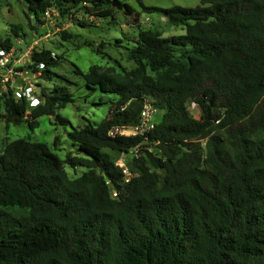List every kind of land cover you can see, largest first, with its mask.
Returning a JSON list of instances; mask_svg holds the SVG:
<instances>
[{"label": "trees", "instance_id": "trees-1", "mask_svg": "<svg viewBox=\"0 0 264 264\" xmlns=\"http://www.w3.org/2000/svg\"><path fill=\"white\" fill-rule=\"evenodd\" d=\"M22 1L37 21L47 9L96 20L135 13L131 0ZM134 1L184 33L162 37L135 18L134 68L74 69L90 91L115 98L103 120L72 127L64 159L29 138L3 147L0 264H264V0ZM29 59L43 80H63L52 71L60 56L39 50ZM147 99L161 112L151 130L110 134L135 127ZM71 102L63 85L42 87L35 106L8 88L0 120L30 130L45 115L69 124L57 111ZM105 149L134 152L128 176ZM66 167L84 171L70 177Z\"/></svg>", "mask_w": 264, "mask_h": 264}, {"label": "rangeland", "instance_id": "rangeland-1", "mask_svg": "<svg viewBox=\"0 0 264 264\" xmlns=\"http://www.w3.org/2000/svg\"><path fill=\"white\" fill-rule=\"evenodd\" d=\"M148 7L170 8L172 6L195 7L200 0H142ZM135 13L125 15L117 11L115 19H94L82 14H71L61 18L53 9L48 15L43 13L39 21L35 20L22 0H0V41L8 39L11 42L10 55L7 66L12 69L11 76L5 80L6 71L0 68V91L8 88L20 91L26 88L29 105L30 99H39L42 87L53 88L55 85L67 86L72 94L73 102L58 110V114L67 119L69 124L61 125L55 118L41 116L37 119V126L30 130L25 122L13 125L0 120V152L10 141L18 138H29L31 141L45 143L53 152L64 159L68 152L74 151L67 134L72 127H83L89 122L103 120L110 108V100L115 98L109 93L90 91L83 79L73 73L75 68L86 72L91 65L103 68L113 67L116 70L125 68L130 70L136 65L127 58V49L132 46L130 41L136 36L137 28L134 19L145 29L159 32L162 37L176 36L184 33L182 26L171 25L166 18L158 13H145L137 2H128ZM76 20L84 21L79 25ZM16 33H14V31ZM73 35L64 40L61 32ZM88 44H91L90 46ZM49 50L61 58V63L52 69L63 80H43L40 73H33L28 68L30 54L33 51ZM101 103V104H100ZM194 118L198 119L200 111L197 106L190 105ZM161 112L156 110L152 116L154 124L160 120ZM131 135V129L125 128L121 132ZM53 142H56L54 146ZM110 159L115 163H122L131 167L134 152L119 154L105 149ZM70 177L79 176L84 169L75 170L65 168Z\"/></svg>", "mask_w": 264, "mask_h": 264}, {"label": "built area", "instance_id": "built-area-1", "mask_svg": "<svg viewBox=\"0 0 264 264\" xmlns=\"http://www.w3.org/2000/svg\"><path fill=\"white\" fill-rule=\"evenodd\" d=\"M53 9H47L44 13L46 15H48L50 13V11H52ZM54 11V10H53ZM10 51L9 52H4V51H0V68H2L3 70L6 71L5 73V80H7L12 73V69L9 68L7 66V62H8V56L10 55ZM26 88H24L23 90L20 91H15L14 95L16 99H20L22 96H25L28 99V94H26ZM38 100L37 99H30V106H35L37 104ZM156 112L155 109H153L149 103H148V99L146 101V103L144 104L141 113H140V118H139V123L135 126L130 128L131 129V135H143L144 133L148 132L149 130H151L154 126V122L152 120V116L153 114ZM122 130L124 129H115L113 131L110 132L111 135H114L116 133H121ZM119 167L122 168L123 173L128 176L129 172H128V168L122 164V163H116ZM115 195V194H113Z\"/></svg>", "mask_w": 264, "mask_h": 264}]
</instances>
